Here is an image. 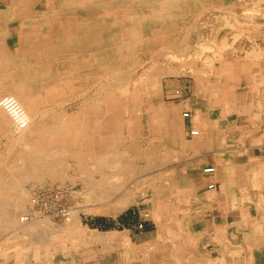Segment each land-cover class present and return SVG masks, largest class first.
Masks as SVG:
<instances>
[{
	"label": "bare ground",
	"instance_id": "1",
	"mask_svg": "<svg viewBox=\"0 0 264 264\" xmlns=\"http://www.w3.org/2000/svg\"><path fill=\"white\" fill-rule=\"evenodd\" d=\"M201 1L0 0V100L4 97L3 93L9 92V95H14L31 116L29 124L17 128L6 109L0 104V129L4 133L11 134L10 142H12L9 156L0 163V235H4L0 240V257L8 259L13 256L16 260L15 264H85L72 248L70 250L57 245L55 240L46 242L42 237L43 233L39 232L41 226L50 229V225L47 223V216L42 215V211L41 215H37V210L35 212L33 208L35 198L30 199L29 192L24 189L26 181L40 179L46 175L62 178L65 175L66 166L70 164L68 160L74 159L73 164L82 172V180L86 181L92 189L94 194L91 197L92 200L101 201L93 203L95 207L92 209L99 212L115 213L125 208L131 201V195L134 194L129 190H123L125 193L122 191L124 194H119L121 198L112 199L117 190L124 187V182L134 175L133 171L138 170L136 165L130 162L129 153L130 149L136 151L134 139L141 134L142 129L148 136L160 139L157 145L159 154L154 157L156 161L154 166L159 167L158 172H163L162 165L158 166V163L164 164L171 159L170 156L175 159L177 156L185 154V150L182 148L189 143L185 136L184 113H179L176 103L170 105L163 101L158 79V75H161L159 70H153L147 77L140 78V83H134L135 89L130 87L131 81L128 75L131 71L129 68V70L125 69V71L128 70L127 76L122 73H118V75L114 70L117 69L116 64L119 60L118 64H121L123 59H128L130 56L133 61V54L132 52L128 53V50L134 44L144 45L149 40L160 39L164 42L167 40L169 43L167 46L175 48L168 53L169 56L177 58L181 55L178 46L185 47L187 36L182 35L180 41L179 35H175L174 38L167 35L175 30L185 31L186 27H192L190 20L194 13L200 10L198 4ZM236 1L246 2L245 6H249L252 3L255 4L256 0ZM249 12L257 14L258 8ZM13 26L17 27L19 42L15 51L10 49L8 42L13 32ZM230 26L232 25L230 24ZM233 41L231 42L233 43ZM107 48L111 49L109 61L106 57L108 55ZM192 51L190 52L192 53ZM250 51L254 53L252 50ZM256 52V55H261V51L256 50ZM28 55L32 58L29 64L17 63V60L22 59L21 57L25 58ZM117 58L119 59L115 60ZM213 62H207L208 67L204 69L206 73L213 69L211 68ZM13 63H17L18 66L10 67L11 65H8ZM119 68L121 69V67ZM199 76L201 77V75ZM31 77L32 79H30ZM196 78L198 77L196 76ZM152 81L154 83L150 87L149 83ZM88 86L90 89L86 90ZM195 90L197 91V89ZM65 92L70 94L78 92L77 96L80 98L77 101L76 112L70 115L59 114L54 110V105L59 101L58 96ZM138 100H141L142 103L146 102L145 109L138 107ZM129 107H132L131 111ZM135 108L138 113L134 111ZM144 115L147 121L142 120ZM125 126H130L131 129L129 135L124 134L125 137H123L121 133ZM200 130L196 127L191 129V133L193 136H197L200 134ZM126 139L132 140L129 141L130 144ZM162 139H167V143L171 141L169 145L172 148L168 149L167 145H163V142L166 143V141L161 143ZM137 151L139 153L140 149L138 148ZM145 153L147 154V151ZM209 167L215 168L214 165ZM143 170L141 172L146 171ZM95 172L108 173H102L103 176L96 177ZM202 172H205V168L202 169ZM214 172L215 170L205 173L211 175ZM151 173H145L148 175L145 181H148L150 177L149 181L155 182L154 187L159 188V192L165 191V188L161 187L170 186H172L168 189L170 193L179 192L177 186L179 179L177 180L173 176L166 178V175L169 174H166L163 179L162 176ZM147 194L146 190L140 191L141 198L144 200L153 198L155 202L153 212L160 225V232H170L174 226L171 227L161 220V204L167 195L164 196V193H160L154 197ZM29 199L28 207L26 203ZM31 206L33 207L31 208ZM78 214L77 209L73 211L71 208L64 214V224L60 225L62 233L68 232L71 239H80L81 235H84L95 238V241L102 240L105 242L104 260L109 262L110 256L113 255L115 260L110 263L122 264L120 251L122 249L126 251L127 242L124 240L126 232L111 231L108 232L109 234H105L99 230L91 229L88 225H83ZM171 219L173 218L171 217ZM51 227L53 226L51 225ZM106 246L107 248H105ZM173 248H176L175 244ZM33 249L34 251H32ZM29 250L33 253L31 251L29 253ZM56 252H60L61 256L55 255ZM49 253L51 257H47ZM40 255L45 258H40ZM81 257H85V255H81ZM126 257L127 260L124 261V264L162 263L160 246L149 252V257L145 259L130 260L128 255Z\"/></svg>",
	"mask_w": 264,
	"mask_h": 264
},
{
	"label": "crops",
	"instance_id": "2",
	"mask_svg": "<svg viewBox=\"0 0 264 264\" xmlns=\"http://www.w3.org/2000/svg\"><path fill=\"white\" fill-rule=\"evenodd\" d=\"M245 51L217 58L204 77L192 75L176 102L179 113L189 112L183 118L189 144L181 155L178 195L161 204V220L173 229L138 237L131 227H115L120 211L103 212L93 229L127 232L133 248L160 246V264H264V52ZM196 127L200 134L193 136ZM213 165V174L202 172ZM127 251L130 260L147 254L144 248ZM15 261L0 257V264Z\"/></svg>",
	"mask_w": 264,
	"mask_h": 264
},
{
	"label": "rangeland",
	"instance_id": "3",
	"mask_svg": "<svg viewBox=\"0 0 264 264\" xmlns=\"http://www.w3.org/2000/svg\"><path fill=\"white\" fill-rule=\"evenodd\" d=\"M210 1H211V4L209 5ZM200 3H202V4H200ZM200 3L198 4L200 10L197 11L196 13H194L193 17L191 18L192 20H190L192 23V27H189V26L186 27L185 31L175 30L172 33H169V35H167L168 37L172 36L171 38H174L175 35H179L180 41H181L182 35L187 36L186 37L187 44L185 45V47L178 46L180 49L178 51H180L182 53L181 55H179L177 58L169 56L168 53H170V51L172 52V50H175V48H171V47L167 46L169 44V43H167V40L165 42L161 41L160 39H158L157 41L156 40H149V42L147 43L149 45H147V44L143 45V44L136 43L137 45L134 44V46L129 49L131 51L128 50V53L132 52V54H133L132 60L134 62L131 61L130 56L128 57V59H123L124 64L123 63L118 64V63H120L119 62L120 60H119V61H117V64L115 63L117 65V69H115L114 71H116L117 74L122 73V75L127 76L128 75L127 72L130 69L131 73H129V75H128L130 77L129 80L131 81L130 87L134 88V83H140V80L142 78L147 77L148 74H151L153 70H155V71L159 70L158 72H160L161 75H158V79H159V84H160L161 90H162V99L164 102L172 105V104H175L178 99H180L181 95H183V89H187L188 86H190L192 79H193L192 75L198 76L200 74L202 76L205 73L204 69H205V67H208L209 62H213V60L215 61L217 58H220L224 55L225 56L231 55L232 53H234V55H235V53L241 54V50H244V51L245 50L246 51L252 50L254 52V53H252V55L254 54V56L257 53L256 50L264 52V0H256L255 4L252 3L249 6H245L247 4L246 2L240 3L239 1L237 2L236 0H234V1L233 0H202ZM205 3H207V4L205 5ZM227 4H228V6H227ZM256 8H258L259 14L258 13L256 14L255 12H253V13L249 12L250 10L254 11V9H256ZM224 13L226 14V16ZM236 18H238V19H236ZM233 20H236V21H233ZM237 20H239V21H237ZM243 21H245V22L243 23ZM239 22H241V23H239ZM230 24L232 26H230ZM227 25H229V26H227ZM12 31L13 32L11 33V36L9 37L8 42L10 44V46H9L10 49L12 51H15V50H17L18 45H19L17 27L13 26ZM205 37H207V38H205ZM230 40L231 41L234 40L233 43ZM203 43L204 44L206 43L207 46H206V44H205V46H203L204 45ZM210 45H212V46H210ZM148 46H149V48H148ZM203 47H204V49H202ZM206 47L207 48L210 47V48L207 49ZM254 47H256V48H254ZM108 49H110V48L106 49L107 50L106 52L108 54V55H106V57H107V60L109 61L110 55H111V53H110L111 49L110 50H108ZM151 49H152V51H151ZM136 51H137V53H136ZM190 51H192V53ZM132 54H131V56H132ZM188 54H189V57H187ZM261 54H263V53H261ZM257 55L260 56V54H257ZM27 57H25V58L21 57L22 59L17 60L18 61L17 63H21L24 65L29 64V62L32 60V58L30 55H28ZM205 57H207V58H205ZM125 58H127V57L125 56ZM118 59L119 58H117L115 60H118ZM204 59H206V60H204ZM208 59H210V60H208ZM211 59H212V61H211ZM17 63L8 64V65L9 66L11 65L10 67H14V66H18ZM154 64H155V66H154ZM123 66H124V68H123ZM119 67H121V69ZM202 67H204V68H202ZM123 69H124V71H123ZM125 69H128V70L125 71ZM169 69H170V71L171 70H173V71L170 72ZM32 77L30 79H32ZM104 82H106V81H104ZM153 83H154V81L149 83L150 87L153 86ZM87 88L90 89L89 86L86 87V90H88ZM168 89H172L171 91H173V93H170L169 91H168L169 92L168 93L167 92ZM180 89L182 90V93H181ZM6 94L9 95V92L3 93L2 96H6ZM77 94H78V92H75L73 94H70L69 92H65L62 95H59L58 100L60 102L57 101V104L54 105V110H56V112L59 114L65 113V114L70 115V114L75 113L77 110L76 107L78 105L77 101H78V99H80L77 96ZM167 94H168V96H167ZM138 101H139L138 107H142V108L144 107L143 109H145V105H147L146 102L142 103L141 100H138ZM131 102L133 103V101H131ZM58 104L60 105V107ZM129 108L131 111L132 107H129ZM134 111L136 113H138L136 108L134 109ZM134 111H133V113H135ZM183 116H185V112H184ZM188 116H189V112H188V115L185 117H188ZM142 120L147 121V118H145V115L143 116ZM12 127H13V125H12ZM130 129H131L130 126H125L123 128V131L121 133L123 135V137H125V135H127V134L129 135ZM144 133H145L144 129H142L141 134H139L134 139L135 140L134 142L136 143V146H134V148L136 147L135 148L136 151L130 149V153H129V159H131L130 162L133 163L134 165H136V167L139 171L135 169L133 171V172H135L134 175L129 177L127 179L128 181L124 182V187H120V189L117 190V192L113 195L114 198L112 197V199H114V200L121 198L120 195L125 193L123 190H125V191L129 190L130 193L131 192L134 193L133 196L131 195V201H130L131 203L129 202V204L126 205L125 208L120 210L119 215H118L119 218L114 219V224H115L116 228L131 227L133 233L138 234V237L139 236L144 237L147 235L150 236L151 234H155L157 232L159 233V236H160L161 232H160V230L158 231V228H160V225H158L159 223L156 221L157 219L155 218L156 219L155 220L152 217V216H154V212H153L152 208H153L155 202H154L153 198H150L148 200L147 199L144 200L143 198H141L140 191L146 190V192L148 193L147 194L148 196L153 195L154 197H155V195H160V193H164V196L167 195V196H165V198H168V199H173L175 196H177L178 195L177 193L172 194L168 190L172 186L167 187V188L161 187V188H165V191L159 192V188L154 187L155 182L149 181L150 177H149L148 181L147 180L145 181V179L148 178V175H145V173L147 174V172H152L151 173L152 175H156V176L160 175V176H162L163 179H164L166 174H169V175H166V178L168 176H170V177L173 176L177 180L179 179L178 180L179 182H177V184L181 185L183 183V176H182L183 172H179V170L181 171L180 163H181V157L182 156H180V155L177 156L176 157L177 159L176 158L173 159L174 157L170 156L171 159L169 161L165 162L164 164L158 163V166L161 164L162 165L161 169H163V172H158L159 167H157V165L154 166V163L156 162L154 160V157L159 154V146H157V145H158L160 139L158 137H155V136H148L146 133L145 134ZM190 134L192 135L191 130H190ZM126 140L129 144L132 141V140L130 141L128 139H126ZM10 141H11V134L10 133H4V131H1V129H0V163L9 156V153L11 150L10 146L12 145V142H10ZM9 143H11V144L9 145ZM168 145H167L168 149L172 148L171 145H169V146ZM138 148L140 149L139 153L137 151ZM6 149H8V150H6ZM182 150H183V148H182ZM6 151H8V152L5 153ZM146 151H147V154L145 153ZM136 154H138V155H136ZM169 154L171 155V153H169ZM68 161H69L68 163H70V164L67 163L68 165L66 166V171L64 173L65 174L64 177L53 178V177H50L49 175H46L40 179H31L29 181H26L25 182L26 184L24 183L26 185L24 187V189H26L27 192H29L30 199L36 198V200L35 199L33 200L34 207L31 206V208L33 207L35 212H36V210L38 211L37 215H41V211H42V215L47 216V223L50 225L49 226L50 229H48V227H46V226H41L40 231L39 230L38 231L43 233L42 237L45 238L46 242H50L51 240H55L56 241L55 243L57 245L64 246L66 249L72 248L73 250H75L74 252H76L79 255V259H81L82 262L84 261L85 264H112L110 262L115 260L113 255L110 256L109 262H106L104 260L105 257L103 256V252H104L103 247L105 246V242H103L102 240H100V241L96 240L95 241V238L87 237V236L85 237L84 235H81L80 239H71V236L68 234V232L62 233V226L64 224L63 222H64V218H65V216L62 217V210L64 208H69V209L71 208V209H73V211L75 209H77L79 211L78 215L81 217L83 225L84 226L88 225L91 229H93L94 227L95 228L97 227L96 224H97L98 218H101V216H102L101 214L104 212V211L99 212V211H95L92 209L95 207V204H93V203L97 202L98 200H95V201L92 200L91 197H93V195H94L92 192V189L86 181L82 180L83 179L82 178V172L77 169L76 165L73 164L75 160L70 159ZM149 165H151V166L147 167ZM143 169L146 171H144ZM142 170L144 172H141ZM165 171H168V172H165ZM102 173L107 174L108 172H97V173L95 172V176L101 177V176H103ZM87 184H88V186H87ZM166 186H167V184H166ZM132 197H133V199H132ZM171 197H173V198H171ZM30 199L26 203V205L28 207L30 205L29 204ZM132 201H133V203H132ZM98 202H101V201H98ZM108 218H112V217L108 214H105L104 219L108 220ZM126 219H127V222L129 221V224H127V222H124V220H126ZM52 220L54 223L50 222ZM108 222H109V220H108ZM51 225L53 227H51ZM60 225H62V226H60ZM59 226H60L61 230H59L60 229ZM56 228L57 229L59 228V229L57 230ZM109 228H110V226L108 228H103V229L106 230ZM95 230H97V229H95ZM109 232H111V231H109ZM104 233L109 234L108 232H104ZM51 234H52V236H51ZM3 236L4 235H2V236L0 235V240H1V237H3ZM47 239H49V240H47ZM124 240H125V242H127V244H126V251L124 249H122L120 251V253H121L120 262L123 261L122 264H124V261L127 260V257L125 258V256H127V255L129 256L127 250L134 253L135 250L139 251L140 249L144 248L145 251L147 252L146 256H142V257L140 256L137 258L138 259L139 258L145 259V258H147V256H149L150 251H148L147 248H145V247H139V248L134 247L133 248V246L132 247L129 246V245H131V243L129 241L127 232H126V236H125ZM87 242H88V244H87ZM71 246H73V247H71ZM90 246L92 247V249ZM105 248H107V246ZM80 249H82V251H80ZM30 251L31 250H29L28 252L30 253ZM32 251H34V249ZM58 254H59V256H61L60 252L55 253V255H58ZM81 255H85V257H81ZM47 257H51V254L50 253L47 254ZM130 257L131 256H129V259H130ZM27 258H29V257H27ZM40 258H45V257L40 255ZM137 258H134V260H137Z\"/></svg>",
	"mask_w": 264,
	"mask_h": 264
},
{
	"label": "built area",
	"instance_id": "4",
	"mask_svg": "<svg viewBox=\"0 0 264 264\" xmlns=\"http://www.w3.org/2000/svg\"><path fill=\"white\" fill-rule=\"evenodd\" d=\"M243 1V0H240ZM0 104L6 109L11 121L14 126L17 128H22L29 124L31 121L30 113L27 109L19 102V100L14 95H6L0 100ZM188 115V112H185V116ZM194 132V131H193ZM193 134V133H192ZM214 167L205 168V172H213ZM213 186V184H210ZM36 200V198H35ZM69 208H64L62 210V217L67 213Z\"/></svg>",
	"mask_w": 264,
	"mask_h": 264
}]
</instances>
